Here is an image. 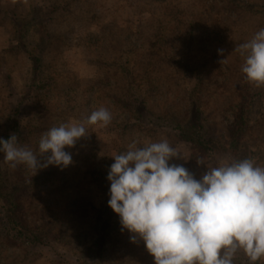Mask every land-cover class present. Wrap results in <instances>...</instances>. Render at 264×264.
Returning <instances> with one entry per match:
<instances>
[{"label": "rangeland", "instance_id": "obj_1", "mask_svg": "<svg viewBox=\"0 0 264 264\" xmlns=\"http://www.w3.org/2000/svg\"><path fill=\"white\" fill-rule=\"evenodd\" d=\"M262 28L264 0H0V139L16 134L36 152L53 126L102 106L113 116L65 148L67 167L32 176L0 152V175L36 239L14 238L0 199V264H154L108 205L113 156L133 139L166 138L187 159L170 164L197 180L201 157L264 167V87L247 82L235 51ZM234 264L249 261L240 252Z\"/></svg>", "mask_w": 264, "mask_h": 264}, {"label": "clouds", "instance_id": "obj_2", "mask_svg": "<svg viewBox=\"0 0 264 264\" xmlns=\"http://www.w3.org/2000/svg\"><path fill=\"white\" fill-rule=\"evenodd\" d=\"M235 51L244 57L247 82L264 87V28ZM112 119L102 106L79 122L48 129L36 152L16 134L0 139V152L12 169L24 165L32 176L49 165L67 167L72 155L65 148L86 137L87 126L107 127ZM113 158L108 205L132 242L143 240L154 264H234L240 252L249 264L264 259V167L253 159L208 166L198 158L207 171L197 180L183 165L170 164L185 158L166 138L133 139Z\"/></svg>", "mask_w": 264, "mask_h": 264}, {"label": "trees", "instance_id": "obj_3", "mask_svg": "<svg viewBox=\"0 0 264 264\" xmlns=\"http://www.w3.org/2000/svg\"><path fill=\"white\" fill-rule=\"evenodd\" d=\"M18 22H23L25 24L24 26H21L19 30H22L23 28H28V25L30 23H27V20H21ZM31 61L34 66V71H38V65L39 61L35 56L30 55ZM142 120L145 121L146 123H152L153 121H157L156 118L154 117H142ZM185 136V135H184ZM188 140L193 141L192 137H186ZM194 142V141H193ZM208 142V141H207ZM11 187L6 185L5 180H3L2 176L0 175V199L2 200L4 207H3V220L4 224L11 226L13 229L14 233V238L17 239H25L31 243L35 242V237L33 233H31L27 228L24 222H22L17 214V207L16 203L18 202V199L11 193ZM103 226L101 230L98 233L97 239L95 241V245H97L99 248L103 246L104 243V237H103Z\"/></svg>", "mask_w": 264, "mask_h": 264}]
</instances>
